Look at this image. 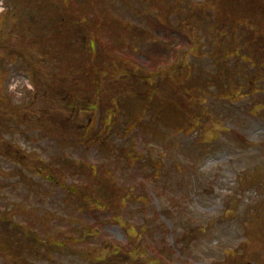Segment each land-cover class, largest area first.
<instances>
[{
  "label": "rangeland",
  "instance_id": "rangeland-1",
  "mask_svg": "<svg viewBox=\"0 0 264 264\" xmlns=\"http://www.w3.org/2000/svg\"><path fill=\"white\" fill-rule=\"evenodd\" d=\"M0 264H264V0H0Z\"/></svg>",
  "mask_w": 264,
  "mask_h": 264
}]
</instances>
